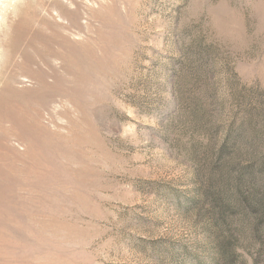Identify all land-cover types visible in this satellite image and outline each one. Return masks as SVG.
Segmentation results:
<instances>
[{
    "label": "rangeland",
    "instance_id": "rangeland-1",
    "mask_svg": "<svg viewBox=\"0 0 264 264\" xmlns=\"http://www.w3.org/2000/svg\"><path fill=\"white\" fill-rule=\"evenodd\" d=\"M0 264H264V0H0Z\"/></svg>",
    "mask_w": 264,
    "mask_h": 264
}]
</instances>
